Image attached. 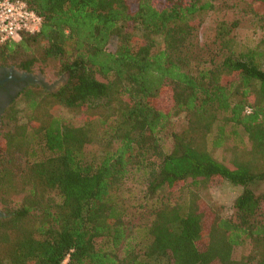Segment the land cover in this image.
<instances>
[{"label": "trees", "instance_id": "obj_1", "mask_svg": "<svg viewBox=\"0 0 264 264\" xmlns=\"http://www.w3.org/2000/svg\"><path fill=\"white\" fill-rule=\"evenodd\" d=\"M23 1L41 25L0 44V65L55 60L65 78L1 115L0 264H264V38L218 20L192 74L173 54L213 0ZM240 1L264 33V0ZM223 182L240 188L231 215L199 193Z\"/></svg>", "mask_w": 264, "mask_h": 264}, {"label": "rangeland", "instance_id": "obj_2", "mask_svg": "<svg viewBox=\"0 0 264 264\" xmlns=\"http://www.w3.org/2000/svg\"><path fill=\"white\" fill-rule=\"evenodd\" d=\"M253 3L254 5H257L256 2ZM261 8L264 12V6ZM218 20H238L239 25L236 29V36L241 45L254 44L260 38H264L263 31L258 28L256 18L250 13L249 7L246 3L240 0H213V8L204 15L203 24L199 27L192 44L187 45L180 52L173 54V58L178 61H183L184 66L189 69L192 74H196L199 69L209 64L213 47L210 44L208 33L210 27H212ZM113 47V44L108 45L109 50H112ZM43 68V73L34 69L28 77L37 83L46 85L50 90L57 89L64 81V78L61 79L62 74L56 73L58 69L57 61L49 60ZM218 124L219 122L215 123L214 130ZM169 143L170 141L167 140L164 142V145H168ZM162 152L163 151L160 150L149 159L146 164L148 169L147 174L143 171L131 172L126 182L128 193L142 192L153 172H151V167H157ZM220 154V152L217 153V155ZM224 154H226V157L228 158V153ZM239 192V187L223 182L209 190L200 191L199 193L208 204L219 209L222 214L231 215L233 199L239 194ZM248 252L249 248L237 247L234 249L235 257H241Z\"/></svg>", "mask_w": 264, "mask_h": 264}, {"label": "built area", "instance_id": "obj_3", "mask_svg": "<svg viewBox=\"0 0 264 264\" xmlns=\"http://www.w3.org/2000/svg\"><path fill=\"white\" fill-rule=\"evenodd\" d=\"M40 25L41 17L23 0H0V44L18 41L22 32H36ZM67 258L62 264H66Z\"/></svg>", "mask_w": 264, "mask_h": 264}, {"label": "flooded vegetation", "instance_id": "obj_4", "mask_svg": "<svg viewBox=\"0 0 264 264\" xmlns=\"http://www.w3.org/2000/svg\"><path fill=\"white\" fill-rule=\"evenodd\" d=\"M29 74L31 73L17 70L14 67L0 65V126L1 115L5 108L20 94L25 86L37 83L28 77ZM63 78L65 75L61 76V79ZM41 85L48 88L44 84Z\"/></svg>", "mask_w": 264, "mask_h": 264}]
</instances>
